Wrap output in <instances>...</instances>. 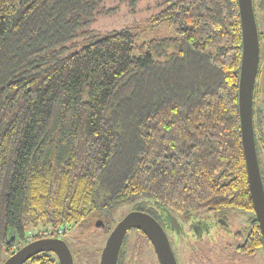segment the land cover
<instances>
[{"label":"trees","instance_id":"trees-1","mask_svg":"<svg viewBox=\"0 0 264 264\" xmlns=\"http://www.w3.org/2000/svg\"><path fill=\"white\" fill-rule=\"evenodd\" d=\"M142 1L0 0V264L45 230L108 237L116 224L108 212L124 203L182 217L254 213L239 111L238 0ZM126 2L125 15L145 3L147 27L168 23L175 36L139 44L130 27L110 29L105 22ZM253 5L260 72L264 0ZM257 94L264 86L256 81L264 183ZM249 223L237 250L253 255L264 239L256 215ZM25 264L60 263L41 253Z\"/></svg>","mask_w":264,"mask_h":264},{"label":"water","instance_id":"water-1","mask_svg":"<svg viewBox=\"0 0 264 264\" xmlns=\"http://www.w3.org/2000/svg\"><path fill=\"white\" fill-rule=\"evenodd\" d=\"M242 27V61L239 82V111L242 145L254 213L264 239V183L257 153L254 129V89L261 62V46L253 0H238ZM140 229L151 241L159 264H177L168 236L162 226L143 212L127 214L112 230L100 257V264H117L127 233ZM54 253L60 264H74L67 243L59 238L40 239L13 253L3 264H25L41 253Z\"/></svg>","mask_w":264,"mask_h":264},{"label":"rangeland","instance_id":"rangeland-1","mask_svg":"<svg viewBox=\"0 0 264 264\" xmlns=\"http://www.w3.org/2000/svg\"><path fill=\"white\" fill-rule=\"evenodd\" d=\"M145 0L142 1V3ZM139 2H135V11L141 12L140 15L132 14L131 16L125 15L127 13L126 6L129 7L128 3L121 4L120 11L114 13V16L110 20L105 22L109 28L118 29L123 27H130L133 34L137 36V42L142 44L144 42L158 39V38H168L174 37V29L168 24L163 23L155 28H148L146 21L149 17L147 13H153L152 11H145ZM148 5L151 3L148 2ZM138 14V13H137ZM262 71H264V48L262 51ZM259 76V75H258ZM257 76V80L258 77ZM264 165V158H263ZM132 203H124L122 205L115 206L108 212L109 219L111 221H119L122 219L130 210H132ZM228 212V211H227ZM233 216L231 219L233 231L239 230L242 233V240L246 239L248 235V222L250 218L255 215V213L250 211H244L239 209L229 210ZM205 214V213H203ZM112 222V225L113 223ZM95 225V224H94ZM76 228H70L67 232V239L69 241H74L77 239ZM131 234L128 232V235ZM107 235L101 231L95 232L94 234L84 235L82 238L77 239L76 244L73 247L74 253L79 254L78 264H99L102 250L105 246ZM147 239V238H146ZM143 236H138L137 234L129 235L126 239V244L124 249L128 246V258L132 260L134 264H151L157 259L154 255V248ZM238 243V242H235ZM235 243L231 248L223 247L220 250V256H216L215 248H202L197 251L198 261L195 264H264V247L259 249L253 255H246L235 249ZM209 245V244H208ZM210 246V245H209ZM16 252V251H15ZM215 252V253H214ZM130 260V261H131ZM158 261V260H157Z\"/></svg>","mask_w":264,"mask_h":264},{"label":"flooded vegetation","instance_id":"flooded-vegetation-1","mask_svg":"<svg viewBox=\"0 0 264 264\" xmlns=\"http://www.w3.org/2000/svg\"><path fill=\"white\" fill-rule=\"evenodd\" d=\"M258 75H259L258 76L259 78L256 81L258 82L260 86H264V71H262V67ZM255 100H256L255 108L257 112L256 117L258 115V112L259 113L262 112L264 116V96L258 97V94H257V97ZM263 170H264V165H263ZM263 177H264V171H263ZM131 212L146 213L150 215L151 217H153L162 226V228L166 232L168 239L170 241L172 250L177 260V264H195L194 262L195 261L197 262L199 260L197 257V251L199 249L210 248L212 250L215 248L216 253L215 252L214 253L216 256L219 257L221 248L223 247L231 248L235 242H238V243H235V249H237L240 246H242L247 240V237L244 240L241 239L242 238L241 231L239 230L233 231V228H235L233 227L232 222H231V219L233 216L231 215V212L229 211L219 212V213H205V214L202 213V214H198L195 216L182 217V216L176 215L175 213L164 211L162 209H159L153 206L151 209H148L146 211L130 210L129 213ZM122 219H120L119 221H116L115 226ZM94 224L97 227H103L105 225V221L104 219L97 218ZM249 226H250V223L248 224V228ZM129 232L131 233L129 235L137 234L138 236H143L145 239L147 238L146 240H148V242H150V244L152 245L151 241L149 240V238L145 235V233L142 230L133 228ZM129 235L127 233L123 243L125 242L126 244V239ZM67 236L68 235L66 233L62 237H41L40 239L59 238V239L64 240L67 243L68 247L70 248L74 256V264H78L79 257L73 251V247L76 244L77 239H75L74 241H69L67 239ZM76 236L78 237V233ZM40 239H37V240H40ZM37 240H34V241H37ZM125 244H122L121 249L123 248ZM45 253H49V252H45ZM50 254L55 255L54 253H50ZM128 254H129L128 246H126L124 249V256L121 261V264H134L132 260L128 258ZM154 255H156V253ZM155 257L157 258V255ZM157 260L158 259H155V261L151 264H159V261ZM99 264H100V261H99Z\"/></svg>","mask_w":264,"mask_h":264},{"label":"built area","instance_id":"built-area-1","mask_svg":"<svg viewBox=\"0 0 264 264\" xmlns=\"http://www.w3.org/2000/svg\"><path fill=\"white\" fill-rule=\"evenodd\" d=\"M44 236H46V237H50V236H53V232H52V230H45L43 233H42ZM64 234V231L63 230H60L59 232H58V237H61L62 235ZM30 239H32V238H30Z\"/></svg>","mask_w":264,"mask_h":264}]
</instances>
